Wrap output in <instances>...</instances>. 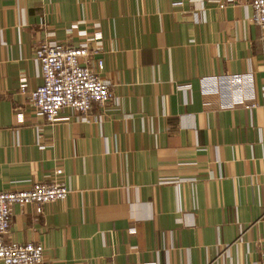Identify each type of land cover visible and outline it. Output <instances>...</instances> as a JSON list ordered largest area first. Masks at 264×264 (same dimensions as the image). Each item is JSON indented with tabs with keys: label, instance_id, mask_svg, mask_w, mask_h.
Masks as SVG:
<instances>
[{
	"label": "crops",
	"instance_id": "obj_1",
	"mask_svg": "<svg viewBox=\"0 0 264 264\" xmlns=\"http://www.w3.org/2000/svg\"><path fill=\"white\" fill-rule=\"evenodd\" d=\"M252 15L243 0H0V190L57 169L71 189L41 214L14 205L5 238L42 244L43 264H264ZM45 41L103 60L114 98L89 121L65 107L48 123L23 92Z\"/></svg>",
	"mask_w": 264,
	"mask_h": 264
},
{
	"label": "built area",
	"instance_id": "obj_2",
	"mask_svg": "<svg viewBox=\"0 0 264 264\" xmlns=\"http://www.w3.org/2000/svg\"><path fill=\"white\" fill-rule=\"evenodd\" d=\"M224 1L240 3V0ZM243 2L253 9V23L264 30V0ZM94 37H100V33L96 32ZM96 55L88 41L77 47L45 41L37 47L34 60L42 84L31 92H23L46 122L60 120L59 112L65 107L72 109L80 120L89 121L94 105L104 107L113 100L111 84L101 77L104 62ZM179 88L186 91L190 86ZM61 174L62 170L57 169L50 181L24 189L0 190V264H43L42 244L9 241L5 235L11 228L14 205H33L36 213L41 214L45 204L69 197L71 189L57 178Z\"/></svg>",
	"mask_w": 264,
	"mask_h": 264
}]
</instances>
